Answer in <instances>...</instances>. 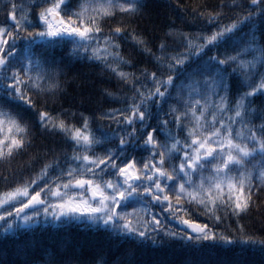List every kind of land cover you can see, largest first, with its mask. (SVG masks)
Wrapping results in <instances>:
<instances>
[{
	"label": "snow or ice",
	"instance_id": "1",
	"mask_svg": "<svg viewBox=\"0 0 264 264\" xmlns=\"http://www.w3.org/2000/svg\"><path fill=\"white\" fill-rule=\"evenodd\" d=\"M250 251L264 0H0V264Z\"/></svg>",
	"mask_w": 264,
	"mask_h": 264
},
{
	"label": "trees",
	"instance_id": "2",
	"mask_svg": "<svg viewBox=\"0 0 264 264\" xmlns=\"http://www.w3.org/2000/svg\"><path fill=\"white\" fill-rule=\"evenodd\" d=\"M44 239H47V237H43ZM221 258H235L242 260L244 264H260L261 257L259 253L256 252H247L244 254H233V253H221L220 254Z\"/></svg>",
	"mask_w": 264,
	"mask_h": 264
}]
</instances>
